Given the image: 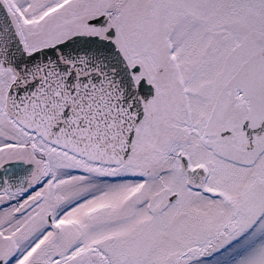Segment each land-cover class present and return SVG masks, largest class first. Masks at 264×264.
Listing matches in <instances>:
<instances>
[{
    "label": "snow or ice",
    "instance_id": "obj_1",
    "mask_svg": "<svg viewBox=\"0 0 264 264\" xmlns=\"http://www.w3.org/2000/svg\"><path fill=\"white\" fill-rule=\"evenodd\" d=\"M0 264H264V0H0Z\"/></svg>",
    "mask_w": 264,
    "mask_h": 264
}]
</instances>
